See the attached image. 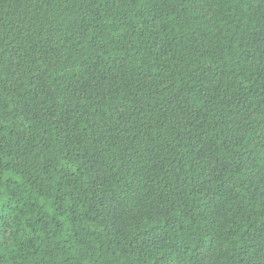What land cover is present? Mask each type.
<instances>
[{
    "label": "trees",
    "instance_id": "obj_1",
    "mask_svg": "<svg viewBox=\"0 0 264 264\" xmlns=\"http://www.w3.org/2000/svg\"><path fill=\"white\" fill-rule=\"evenodd\" d=\"M0 264H264V0H0Z\"/></svg>",
    "mask_w": 264,
    "mask_h": 264
}]
</instances>
